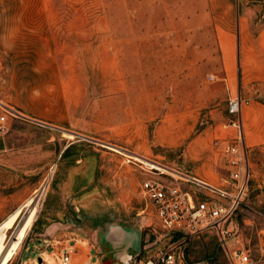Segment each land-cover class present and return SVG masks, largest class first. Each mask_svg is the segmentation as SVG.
<instances>
[{
	"label": "rangeland",
	"instance_id": "rangeland-1",
	"mask_svg": "<svg viewBox=\"0 0 264 264\" xmlns=\"http://www.w3.org/2000/svg\"><path fill=\"white\" fill-rule=\"evenodd\" d=\"M95 3L102 5L104 0H69L65 17L76 9L88 14ZM192 4L195 16L201 10L200 0ZM129 10L130 17H138L136 0H130ZM154 15L159 17L147 6L144 16L151 20L145 22L147 33L154 27L159 30L158 22H152ZM130 25L135 34L136 22ZM193 37L192 48L183 46L188 40L175 38L167 47V39L149 37L146 45L155 41L167 48L144 47L137 53L136 40L130 38L133 43L125 51L113 54L82 52L88 48L81 46L63 53L27 55L22 63L27 66L19 69L10 68L6 59L11 55H1L0 116H6V123L0 130V225L7 222L9 228L3 248L25 213L10 222L12 214L55 167L39 216L10 264H39L41 240L36 225L52 203L62 217L72 196L92 192L101 197L99 192L104 195L107 188L119 215L132 218L145 207L140 193L144 176L125 163L123 149L226 189L231 169L216 150L222 146L216 142L232 139L225 138L235 117L228 113L221 55L201 53L195 47L200 44L199 32L194 31ZM64 132L73 133L74 139ZM248 147L249 190L224 226L231 234L227 244L213 230L185 240L159 229L157 242L152 228L145 231L151 235L150 243L147 236L144 245L154 244L147 255L177 243L189 262L230 264V252L241 249L249 251L251 264H264V146ZM98 171L101 182L95 181ZM93 262L98 263L97 257Z\"/></svg>",
	"mask_w": 264,
	"mask_h": 264
},
{
	"label": "crops",
	"instance_id": "crops-1",
	"mask_svg": "<svg viewBox=\"0 0 264 264\" xmlns=\"http://www.w3.org/2000/svg\"><path fill=\"white\" fill-rule=\"evenodd\" d=\"M68 1L0 0V58L11 55L6 59L12 64L10 68L19 69L27 66L22 65L27 55L63 53L72 47L88 48L82 52H123L133 43L130 38L136 40L137 53L144 47H166L155 41L146 45L145 38L149 37L167 39V47H172L175 38L188 40L183 46L192 48L191 38L197 31L201 40L195 47L204 54L221 55L228 100L242 92L252 98L241 114L246 144L251 148L264 146V0H200L201 10L195 16L192 0H136L135 19L130 17V0H104L102 5H90L88 14L76 9L66 18L64 6ZM147 6L159 14L152 20L158 22L159 30L154 27L149 33L144 29L145 22L151 21L144 16ZM133 22L135 34L130 25ZM228 129L227 140L236 135L235 127L228 125ZM221 145L216 150L227 158L226 144ZM100 176V172L95 173L96 182L102 181ZM104 189V195L99 192L101 197L92 192L72 196L62 217L51 202L43 221L36 225L41 240L39 264H60V255L68 246L76 249L72 264H94V257L97 264H122L157 251L147 255L154 244L144 245L147 236L150 243L151 234L145 231L151 221L138 217L140 209L132 218L114 212L109 192L107 195ZM55 217L59 220H52Z\"/></svg>",
	"mask_w": 264,
	"mask_h": 264
},
{
	"label": "built area",
	"instance_id": "built-area-1",
	"mask_svg": "<svg viewBox=\"0 0 264 264\" xmlns=\"http://www.w3.org/2000/svg\"><path fill=\"white\" fill-rule=\"evenodd\" d=\"M249 104L250 100L241 94L229 101L228 113L235 117L231 125L237 132L231 140L224 141L227 162L231 169L226 189L216 188L158 160L139 154L134 157L130 155L132 152L125 150V163L132 165L144 176L140 183V193L145 207L140 209L138 217L151 221L149 228H154L153 235H158L157 242L161 240L157 234L159 229L166 234L182 235L185 240L213 230L221 243L227 244V238L231 234L224 226L244 202L251 178L250 149L245 142L241 119L243 107ZM5 123L6 116H0V130L4 129ZM220 143L222 140L216 142ZM151 163L161 165L167 170L153 169ZM187 184L188 187H185ZM178 245L173 243L161 247L147 257H133L129 264H204L189 262ZM75 253L74 246L66 247L65 252L60 255V264H72ZM230 258V264L252 263L249 252L241 249L231 251Z\"/></svg>",
	"mask_w": 264,
	"mask_h": 264
},
{
	"label": "bare ground",
	"instance_id": "bare-ground-1",
	"mask_svg": "<svg viewBox=\"0 0 264 264\" xmlns=\"http://www.w3.org/2000/svg\"><path fill=\"white\" fill-rule=\"evenodd\" d=\"M12 112L15 113V111ZM64 135H66L69 139H74L73 133L64 132ZM120 153L126 154L127 152L124 150ZM130 155L136 157V153H132ZM151 165L153 166L152 167L153 169H159L162 171L167 170L163 166L158 165L156 163H151ZM54 169L55 167L52 169L49 178L43 183V185H41V187L38 188L33 193V195L25 202V204L21 208H19L17 211H15L12 214L9 220L10 222L12 221L14 222L19 217L20 214L25 213L22 218L21 224L19 225V227L17 228V230L13 235V239L5 248H3V246L6 239L7 229H9L7 226L8 223L5 222L0 225V264H10L14 259V257L17 255L18 251L20 250L25 240L27 232L31 229V227L33 226V224L35 223V221L39 216L44 199L49 190L50 181L52 179L51 177Z\"/></svg>",
	"mask_w": 264,
	"mask_h": 264
},
{
	"label": "water",
	"instance_id": "water-1",
	"mask_svg": "<svg viewBox=\"0 0 264 264\" xmlns=\"http://www.w3.org/2000/svg\"><path fill=\"white\" fill-rule=\"evenodd\" d=\"M41 260V259H40ZM39 260V261H40ZM131 259H129L128 261H126V262H123L122 264H129V261H130Z\"/></svg>",
	"mask_w": 264,
	"mask_h": 264
}]
</instances>
